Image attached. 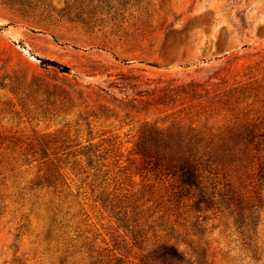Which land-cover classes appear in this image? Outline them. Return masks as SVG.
I'll return each instance as SVG.
<instances>
[{
	"label": "rangeland",
	"instance_id": "obj_1",
	"mask_svg": "<svg viewBox=\"0 0 264 264\" xmlns=\"http://www.w3.org/2000/svg\"><path fill=\"white\" fill-rule=\"evenodd\" d=\"M151 127L229 144L202 160L212 206L142 161ZM260 165L264 0H0V264H141L119 211L264 264Z\"/></svg>",
	"mask_w": 264,
	"mask_h": 264
},
{
	"label": "trees",
	"instance_id": "obj_2",
	"mask_svg": "<svg viewBox=\"0 0 264 264\" xmlns=\"http://www.w3.org/2000/svg\"><path fill=\"white\" fill-rule=\"evenodd\" d=\"M49 63L61 67L55 61H49ZM257 136L255 129L249 126L238 133V137L248 143H252ZM187 137L188 140H186ZM211 150L214 153L228 152L230 154L231 147L226 143L219 146L204 144L193 131L186 133L162 131L153 127L144 131L137 144V153L141 156L142 161L146 165H151L153 169H159L171 176L178 184L181 196L196 197L197 207L201 204H205L206 207L213 205V193L207 191L202 175L206 169L203 166V157L208 156L205 161H209L213 155ZM91 164L89 162V165ZM259 172L261 176L264 175L263 165H260ZM102 200L103 202L107 201V199ZM116 219L118 226L127 230L126 234L131 239L132 245L143 252L140 258L141 264H209L206 250L201 245L194 248L188 255L180 250L175 243L166 240L159 241L158 237L161 231L165 232L166 237H175V230L172 227L155 223V221L150 224L146 222L142 224L139 222L129 223L132 218L126 214L122 215L121 211L116 213ZM132 220L136 221V219ZM117 248L119 247L114 249ZM120 262L121 258H115V264H120Z\"/></svg>",
	"mask_w": 264,
	"mask_h": 264
}]
</instances>
